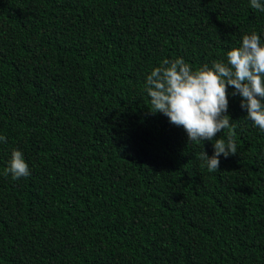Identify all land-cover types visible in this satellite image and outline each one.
I'll return each instance as SVG.
<instances>
[{
    "label": "trees",
    "instance_id": "obj_1",
    "mask_svg": "<svg viewBox=\"0 0 264 264\" xmlns=\"http://www.w3.org/2000/svg\"><path fill=\"white\" fill-rule=\"evenodd\" d=\"M253 31L250 0H0V264H264V132L242 97L237 154L209 172L215 141L145 90L163 60L211 67ZM14 149L29 176L7 173Z\"/></svg>",
    "mask_w": 264,
    "mask_h": 264
},
{
    "label": "clouds",
    "instance_id": "obj_2",
    "mask_svg": "<svg viewBox=\"0 0 264 264\" xmlns=\"http://www.w3.org/2000/svg\"><path fill=\"white\" fill-rule=\"evenodd\" d=\"M250 7L264 12L262 0H250ZM226 62L214 61L197 69L183 58L165 59L146 77L145 90L150 97L151 114L162 113L171 124L183 127L189 142L202 146L213 142L214 152L209 157L202 150L198 158L209 172L219 171L220 157L237 154L234 125L228 115V89L233 96L242 97L241 108L247 118L264 132V42L257 32L245 34L238 47L227 52ZM229 129L226 139L215 138ZM0 136V142H6ZM7 173L13 179L30 175L23 152L14 149Z\"/></svg>",
    "mask_w": 264,
    "mask_h": 264
}]
</instances>
